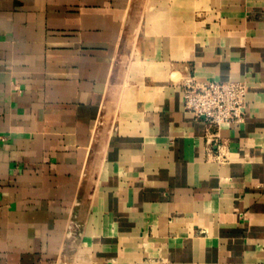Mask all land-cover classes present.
Masks as SVG:
<instances>
[{"label":"crops","instance_id":"0c3cea01","mask_svg":"<svg viewBox=\"0 0 264 264\" xmlns=\"http://www.w3.org/2000/svg\"><path fill=\"white\" fill-rule=\"evenodd\" d=\"M0 264H264V0H0Z\"/></svg>","mask_w":264,"mask_h":264},{"label":"built area","instance_id":"2783aa9c","mask_svg":"<svg viewBox=\"0 0 264 264\" xmlns=\"http://www.w3.org/2000/svg\"><path fill=\"white\" fill-rule=\"evenodd\" d=\"M247 86L241 81L197 80L187 77L183 83V107L195 119L209 126L241 123L247 113ZM214 134L207 133L212 140Z\"/></svg>","mask_w":264,"mask_h":264},{"label":"rangeland","instance_id":"374dc122","mask_svg":"<svg viewBox=\"0 0 264 264\" xmlns=\"http://www.w3.org/2000/svg\"><path fill=\"white\" fill-rule=\"evenodd\" d=\"M140 3V2H139ZM200 2L198 3V5L197 6H195V7H193L195 10L197 9V11H194V12H192V13H190V15L189 16H183V22L185 23L186 21H188L187 20V17H189V20L190 21H192L193 19H195V16L196 17H198L199 19H200V15H199V13L201 12L200 11ZM142 8L141 6H137V8ZM152 14H154L153 15V17L156 19V17H157V15H158V12H151ZM134 15H135V18L136 19H139V17H140V15H143V13H141V11H137V12H134ZM159 16V15H158ZM200 24H198V26H199ZM189 27L187 28V30L189 31ZM141 31V30H140ZM139 32V31H138ZM130 45H128V47L127 46H125V45H123V47H122V49H121V52L122 53H126V52H128V50H129V47ZM132 46V45H131ZM137 48H138V44H134V46L131 48V55H134L135 54V52L137 51ZM129 61V59L127 60V59H123V60H119L118 61V68H119V75H118V82H120V80L122 79L121 78V70H122V68H125V66H126V64H127V62ZM187 78V77H186ZM185 78V79H186ZM184 79V80H185ZM120 84V83H119ZM120 93L118 92V95H119ZM73 228H74V232L75 233H78V229H79V226H78V224H75V225H73Z\"/></svg>","mask_w":264,"mask_h":264},{"label":"bare ground","instance_id":"6f19581e","mask_svg":"<svg viewBox=\"0 0 264 264\" xmlns=\"http://www.w3.org/2000/svg\"><path fill=\"white\" fill-rule=\"evenodd\" d=\"M171 75H172V77L175 76V72H173V70H172V74Z\"/></svg>","mask_w":264,"mask_h":264}]
</instances>
